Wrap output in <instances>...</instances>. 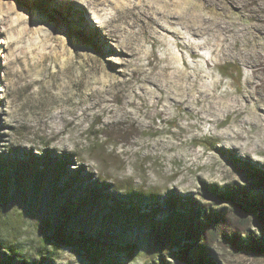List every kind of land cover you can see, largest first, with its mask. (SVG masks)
Wrapping results in <instances>:
<instances>
[{
	"label": "rangeland",
	"instance_id": "1",
	"mask_svg": "<svg viewBox=\"0 0 264 264\" xmlns=\"http://www.w3.org/2000/svg\"><path fill=\"white\" fill-rule=\"evenodd\" d=\"M245 161L264 169V0H0V221L28 261L192 264L171 226L80 202L79 176L158 197L161 222L196 201L222 264H264ZM236 182L252 223L215 195Z\"/></svg>",
	"mask_w": 264,
	"mask_h": 264
},
{
	"label": "trees",
	"instance_id": "2",
	"mask_svg": "<svg viewBox=\"0 0 264 264\" xmlns=\"http://www.w3.org/2000/svg\"><path fill=\"white\" fill-rule=\"evenodd\" d=\"M93 30H96L93 25L90 26ZM244 167L252 173V177L257 179L258 182L264 185V169L257 166L250 165L246 161ZM57 171V176L64 174L63 170ZM2 170L0 171V181ZM75 179V184L80 192L78 196L80 202L86 200H92L101 210L108 209L107 212L112 214H125L127 217L133 218L138 221L150 222L149 228L152 232H158L161 227L171 226L172 231L169 236V241L172 246H176L179 255L184 258L185 261H189L192 264H222L221 257L215 255L212 249L205 243H201L203 231L205 229V219L208 218L209 212L196 201L187 200L183 202H177L172 205L171 212L165 216L164 221L161 222L154 216L159 212L160 201L156 196L141 195L138 193H105L103 185L97 182L84 184L82 177L70 176L69 179ZM71 182V181H70ZM235 185L239 187L226 188L225 190L215 193L218 199L229 204L230 207L236 210L238 217L244 223H252L251 213L244 209V205L235 201L236 193H239L244 198L249 196L246 191V186L240 185L236 182ZM71 186L64 184L61 186L63 190L69 189ZM239 191V192H237ZM174 202L178 201L174 196L170 197ZM119 214V215H121ZM108 215V214H107ZM156 220V222H155ZM173 226H172V225ZM7 227H10L7 223L0 221V264H36L26 259L19 249L16 238L7 236L5 231ZM12 229V227H11ZM4 230V231H3ZM89 241H92L91 239ZM86 246L88 253L91 252V244L83 243ZM250 246L260 249V245L256 240H252ZM262 249V248H261ZM21 250V251H20ZM164 264H168L163 262ZM100 264H116L115 260L102 261Z\"/></svg>",
	"mask_w": 264,
	"mask_h": 264
}]
</instances>
